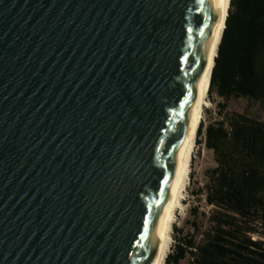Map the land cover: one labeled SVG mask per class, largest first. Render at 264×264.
<instances>
[{
	"label": "water",
	"instance_id": "water-1",
	"mask_svg": "<svg viewBox=\"0 0 264 264\" xmlns=\"http://www.w3.org/2000/svg\"><path fill=\"white\" fill-rule=\"evenodd\" d=\"M222 0H0V264H152Z\"/></svg>",
	"mask_w": 264,
	"mask_h": 264
},
{
	"label": "trees",
	"instance_id": "trees-1",
	"mask_svg": "<svg viewBox=\"0 0 264 264\" xmlns=\"http://www.w3.org/2000/svg\"><path fill=\"white\" fill-rule=\"evenodd\" d=\"M219 118L204 130L216 165L207 172L208 225L174 236L165 264H264V119L228 110L232 98L264 105V0H231L209 93ZM178 231V228L174 227Z\"/></svg>",
	"mask_w": 264,
	"mask_h": 264
},
{
	"label": "rangeland",
	"instance_id": "rangeland-1",
	"mask_svg": "<svg viewBox=\"0 0 264 264\" xmlns=\"http://www.w3.org/2000/svg\"><path fill=\"white\" fill-rule=\"evenodd\" d=\"M209 104L205 108L203 117L204 130L208 124L219 118V105L221 98L215 93H209ZM228 110L245 113L253 118L264 119V105L260 102H254L245 98H232L229 101ZM200 136V143L197 144L194 153L189 183L184 195V206L179 209L176 215V220L173 225L172 245L174 244V236L178 238L193 232V222L196 221L201 228L208 225V212L211 207L207 206L205 194L202 190L208 181L207 172L210 168L216 165L213 151L205 145V133ZM178 228V231L174 230ZM183 264H189L188 258L183 261Z\"/></svg>",
	"mask_w": 264,
	"mask_h": 264
},
{
	"label": "bare ground",
	"instance_id": "bare-ground-1",
	"mask_svg": "<svg viewBox=\"0 0 264 264\" xmlns=\"http://www.w3.org/2000/svg\"><path fill=\"white\" fill-rule=\"evenodd\" d=\"M231 0H222L221 14L216 33V45L208 56L203 68V73L200 80V96L196 105L191 124L186 134L184 145V161L180 172L177 173L173 183L172 195L167 209L166 217L159 234V239L152 257V264H165L166 257L169 253L173 225L176 220V215L179 209L184 206V195L189 183V176L194 153L197 148V132L201 121L203 120L205 108L209 104V87L211 83V75L217 56L218 46L225 28L226 19L228 16Z\"/></svg>",
	"mask_w": 264,
	"mask_h": 264
}]
</instances>
